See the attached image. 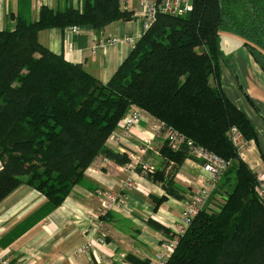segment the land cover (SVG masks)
I'll use <instances>...</instances> for the list:
<instances>
[{"label":"trees","instance_id":"obj_1","mask_svg":"<svg viewBox=\"0 0 264 264\" xmlns=\"http://www.w3.org/2000/svg\"><path fill=\"white\" fill-rule=\"evenodd\" d=\"M126 2L84 0L82 10L62 11L43 6L38 20L18 16L13 30H0V202L26 184L47 198V207L56 208L98 157L126 165L128 153L110 147L108 139L133 110L142 109L186 137L177 148L164 143L161 164L150 175L167 194L183 197L175 175L188 158L196 160L193 144L239 160L215 189L222 198L217 207L196 215L166 264H264V204L255 192L257 174L228 136L232 126L248 141L258 131L222 89L220 45L222 33L242 38L264 69V0H194L184 14L158 13L107 83L39 41L43 29L100 30L136 19ZM153 199L157 208L166 196ZM147 222L169 233L155 219Z\"/></svg>","mask_w":264,"mask_h":264},{"label":"crops","instance_id":"obj_2","mask_svg":"<svg viewBox=\"0 0 264 264\" xmlns=\"http://www.w3.org/2000/svg\"><path fill=\"white\" fill-rule=\"evenodd\" d=\"M83 1L0 0V30H13L18 16L38 20L43 6L60 11L71 6L82 10ZM126 3L129 10L139 9V0ZM70 27L41 30L39 41L51 51L62 54L67 61L80 63L87 72L107 83L133 50L138 40L132 43L129 38H139L142 20L137 17L120 21L100 30L73 32ZM114 37L119 40L107 43ZM227 40L235 45V50L230 54L222 51V89L255 122L258 137L249 140L248 149L241 156L258 176L264 172V69L242 38L229 35ZM211 84L216 85L214 78ZM135 111L140 112L142 119L133 132L128 133L130 137L119 141L120 145L108 139V145L129 155L151 140L152 149L141 155L159 166L161 148L166 142L163 132L154 127L159 120L144 110ZM116 131L121 135L122 126ZM173 164L170 161V166ZM201 174L199 162L188 158L175 175L176 183L183 189L180 191L183 197L176 198L167 194L152 176L144 177L136 170L100 156L86 170L84 181L56 208L47 207L48 200L40 191L21 185L0 202V251L11 262L22 260L27 264H133L127 258L129 254L153 264V257L181 233L183 208L199 186ZM129 178L135 181V188L128 195V202L114 205L103 219L106 241L93 243L83 250L89 240V221L85 215L100 205L96 191L121 192L123 180ZM163 196L166 199L156 208L153 198ZM217 198L222 199L219 194L213 195L208 208L217 207ZM149 218L162 223L169 233L150 226Z\"/></svg>","mask_w":264,"mask_h":264},{"label":"built area","instance_id":"obj_3","mask_svg":"<svg viewBox=\"0 0 264 264\" xmlns=\"http://www.w3.org/2000/svg\"><path fill=\"white\" fill-rule=\"evenodd\" d=\"M194 7V0H139V9L135 12L137 17H140L142 20V31L139 34V37L142 32L148 30L151 25L157 19L158 13H166L173 15H181ZM71 31H79L81 28L79 26H71ZM119 39L117 37L110 38L107 40V43H115ZM129 40L134 43L135 40H138L137 37H131ZM141 117V116H140ZM137 111L133 112L127 116L121 126L124 133H130L129 129L134 128L137 125V121L140 119ZM163 128L166 129L165 138L173 148L179 147L182 143L186 141V137L178 132L177 130L172 129L171 127H166L163 124ZM162 129V131L164 130ZM228 136L236 149L237 153L242 155L249 145V141L245 139L243 133L237 126H232L228 132ZM115 137V132L110 136V140ZM113 141V140H112ZM115 141V140H114ZM113 141V142H114ZM121 142V141H120ZM149 142V141H147ZM115 143V142H114ZM119 145V144H118ZM149 149H152L147 143L139 149V151L129 152L130 161L125 165L129 169L138 171L144 177H149L150 175L156 172L155 163L144 159L142 153H146ZM140 152V153H139ZM128 153V152H127ZM192 153L196 157V161L199 162L202 174L200 175V184L191 197L186 201L185 206L182 211V230L178 235H182L184 231L191 225L193 219L196 215L206 209L210 199L212 198L215 189L222 179L224 173L229 169L231 161L223 158L222 156L207 150L204 147L199 145H194L192 147ZM135 188V181L133 179H128L122 183V197L119 195H113L108 192L99 190L98 194L103 197H110L113 205L120 204L123 205L127 203L126 199L130 194L131 190ZM255 192L264 204V172L258 174L257 184L255 186ZM104 211L102 210L100 215H103ZM89 213L85 215L86 219L89 221L87 234L89 235V240L83 248V250L92 247L93 243L99 242L104 243L106 240V231L104 225L97 220L95 214H91L88 217ZM178 236L167 243L165 250L156 254L152 262L153 264H166L169 256L173 253L174 248L178 243ZM0 264H27L22 261L11 262L3 256V253L0 251Z\"/></svg>","mask_w":264,"mask_h":264},{"label":"rangeland","instance_id":"obj_4","mask_svg":"<svg viewBox=\"0 0 264 264\" xmlns=\"http://www.w3.org/2000/svg\"><path fill=\"white\" fill-rule=\"evenodd\" d=\"M48 7V6H47ZM83 9V8H82ZM74 26V25H73ZM44 30V29H43ZM73 32H75V31H73ZM229 35H231V34H226V33H222L221 35H220V45H221V49H222V51L223 52H226V54H230L232 51H234L235 49V45L234 44H232L230 41L227 43L226 41H228L227 40V37L229 36ZM232 48V49H231ZM258 52V51H257ZM254 55V54H253ZM261 66V65H260ZM142 110V109H141ZM145 111V110H144ZM147 112V111H146ZM138 114H139V118L140 119H142V117H140V112L138 111ZM150 114V113H149ZM154 117V116H153ZM138 118V119H139ZM140 119L137 121V125H138V123H139V121H140ZM163 124H164V122H162V121H159V123L157 124V125H154V127L156 128V130L158 131V132H160V131H162V129H164L163 128ZM166 126V125H165ZM166 127H168V126H166ZM133 129L134 128H132V129H129V132L130 133H132L133 132ZM163 135L165 136V132H167L166 131V129H164L163 131ZM119 133L116 131V134H115V137H113V141L115 142V143H117V144H119L120 145V143H119V141H124L125 139H128L129 137H130V135L127 133H124L123 131H122V134L121 135H118ZM166 139V138H165ZM146 143L149 145V146H151V140H149V142H147L146 141ZM247 149H248V146H247ZM137 151H139V149L137 150ZM237 152V151H236ZM140 153V152H139ZM238 154V153H237ZM238 156H239V158L241 159V160H243L244 161V159H243V157L240 155V154H238ZM229 161H231V164H230V168H232V167H238V164H239V160H237V159H234V160H232V159H228ZM244 162H246V161H244ZM247 163V162H246ZM249 165V164H248ZM229 168V169H230ZM230 176H231V178L234 180L235 179V171L232 169V171H231V173H230ZM126 180H128V179H126ZM126 180H123V183H124V181H126ZM80 184V183H79ZM78 185V184H77ZM76 186V185H75ZM74 186V187H75ZM73 187V188H74ZM73 190V189H72ZM98 191L99 190H97L96 191V195L98 196V197H100V205H99V207L96 209V210H90L88 213H89V215H88V217H90V215L91 214H95V215H98L96 218H97V220L98 221H100L103 225H104V227H105V221L103 220V219H105V217L108 215V212L112 209V208H115L114 207V205H113V203L111 202V199H110V197H103V196H100L99 194H98ZM102 191H105V192H108V193H110V194H113V195H119V196H123L122 194H121V192L123 191L122 190V188H121V192H116V191H109V190H102ZM132 191V190H131ZM214 195V194H213ZM214 200H216V199H214ZM126 201L128 202V199H126ZM211 201V200H210ZM210 201H209V203H208V205H207V207L209 206V204H210ZM217 201V200H216ZM116 206H119L120 204H115ZM213 208H214V206H213ZM104 211V213H103V215H100V213H101V211ZM106 241V240H105ZM18 261H22V260H18ZM23 262V261H22Z\"/></svg>","mask_w":264,"mask_h":264},{"label":"water","instance_id":"obj_5","mask_svg":"<svg viewBox=\"0 0 264 264\" xmlns=\"http://www.w3.org/2000/svg\"><path fill=\"white\" fill-rule=\"evenodd\" d=\"M242 88H243V86H242ZM244 91H245V89H244Z\"/></svg>","mask_w":264,"mask_h":264}]
</instances>
